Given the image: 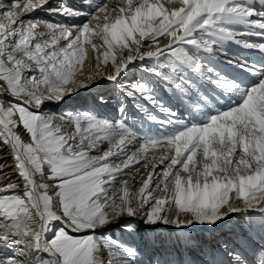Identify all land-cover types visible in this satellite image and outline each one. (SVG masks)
<instances>
[{
	"label": "snow or ice",
	"instance_id": "obj_1",
	"mask_svg": "<svg viewBox=\"0 0 264 264\" xmlns=\"http://www.w3.org/2000/svg\"><path fill=\"white\" fill-rule=\"evenodd\" d=\"M37 10L66 19L41 21ZM89 51L107 81L141 73L126 94L163 114L147 115L160 129L128 124L123 103L120 119L46 110L93 81L77 80ZM5 157L20 183L0 184V264H141L137 248L104 230L132 233L139 221L212 231L251 211L259 223L249 218L250 232L210 249L228 259L206 264H264V0H0Z\"/></svg>",
	"mask_w": 264,
	"mask_h": 264
},
{
	"label": "bare ground",
	"instance_id": "obj_2",
	"mask_svg": "<svg viewBox=\"0 0 264 264\" xmlns=\"http://www.w3.org/2000/svg\"><path fill=\"white\" fill-rule=\"evenodd\" d=\"M56 3L58 0H54ZM74 1L78 0H60V3L66 4V5H78V3H74ZM51 3H53V0H51ZM80 7H84L83 5H79ZM38 11V12H37ZM32 15L41 21H51V22H59L63 19V17L56 16L51 17L48 16V12L37 10ZM53 15V14H52ZM80 20H83L85 18L81 17ZM252 39H259V38H252ZM99 43V41H97ZM235 47V46H233ZM91 52L89 51V59H86L83 67H82V73L78 74L77 80H82L84 77L88 75H92L94 77L93 81L89 84L87 88L81 89L79 92H77L75 95L68 97L69 99L76 97L79 95L80 97L85 94V91H87V95L97 93L98 90H102L103 92L99 94V96L103 95L110 104H99L97 103V100L99 96L96 95L95 101L91 104H87L86 108L94 107V111L98 114L105 116L110 119H120V113L117 111V107L119 103H123L125 106V113L124 117L126 118V122L130 125H134L137 128L143 127L145 130H148L151 128L152 131H156L157 129H160L159 123H154L152 121H149L147 119V115L149 113L154 114L160 118H163V114L153 105H151L147 100H143L139 98L137 95L136 97L128 96L126 94L127 88L134 83V80L136 78H131L129 80V76L132 73H138L141 75L139 71H137L135 68H133L127 75L124 76V78L119 82V84H116L115 82L107 81L102 78L105 70L103 67L100 69V75H96V73L93 71V61L91 60ZM257 55L259 54H252L249 56V59L253 56L257 58ZM259 59V58H258ZM228 71H233L232 69H228ZM241 70L237 69L235 72H240ZM123 75V74H122ZM243 78V77H241ZM114 84V86L118 87L119 89L116 91L120 92V96H117L114 98L111 102V93H116L114 91V88L110 87ZM96 86H100L98 90H96ZM123 86V91H122ZM113 87V86H112ZM113 91V92H112ZM118 92V93H119ZM156 95L162 99L166 105L171 104L173 107H175L176 102L175 100H170L169 94L161 88H157ZM115 96V95H114ZM67 99V98H66ZM70 101V100H69ZM75 101V100H74ZM68 103V102H67ZM64 103H61L60 105H47L46 110H50L52 112L57 113H63L66 112L63 111ZM115 106V107H114ZM92 107V108H93ZM142 108H147V112L143 111ZM91 109V108H90ZM177 111H183V109L177 108ZM5 160L7 161L6 166L3 168V172L7 173L6 176H0V184H3L8 181V178H11V182L13 183H20L19 178L16 176L15 172L12 168V160L10 157H5L4 159L0 160V163H4ZM135 167H139L136 165ZM128 171V170H125ZM138 178V177H137ZM134 187H138V185H134ZM249 218H251L252 221L255 223H259L260 221V215L259 213L255 211L247 212L245 214H233L229 218H227L225 221L219 222V227L215 228L212 231H209L207 229H200L199 227L193 228L191 230H178L172 227H165L160 226L159 228H156L155 230H146L145 226L141 224L139 221H132L134 228L136 229L132 233H128L124 231V234L131 235L133 237H138V240L133 241V247L137 248V250L140 253L145 254V256L148 258V261L150 264H156L157 261L164 262V261H172L176 262V264H182L184 261H191L192 264H206V261L210 260L215 255L216 259H225L227 260V257H221L219 252L212 253L210 249H213L216 247L218 242H223L224 239L227 238H235L236 236L245 234L250 232L249 228ZM117 227L116 225L111 226L109 229L104 230V233L107 232V237H111L113 239H118L117 235L114 234L111 230ZM252 235L255 236L256 233L252 232ZM185 237H191L194 241L197 242L198 246H194L190 251L186 250L185 247L180 246V242ZM132 238V237H131ZM134 239V238H133ZM200 247L204 248V252L202 253L200 251ZM207 253V254H205ZM248 259H252V253H248Z\"/></svg>",
	"mask_w": 264,
	"mask_h": 264
},
{
	"label": "rangeland",
	"instance_id": "obj_3",
	"mask_svg": "<svg viewBox=\"0 0 264 264\" xmlns=\"http://www.w3.org/2000/svg\"><path fill=\"white\" fill-rule=\"evenodd\" d=\"M60 2V0H58V2L56 3V1H54L53 0V3H55V5H57L58 3ZM74 3H78V1H74ZM84 6V5H83ZM45 7H47V6H45ZM84 7H87V6H84ZM38 12V11H37ZM49 14V13H48ZM48 16H51V17H55V15H52V14H49ZM57 16V15H56ZM47 21H49V20H47ZM87 47V46H86ZM140 74H138V73H132L130 76H129V80H131V78H136V80H138L139 78H140ZM136 80H134V82L136 81ZM131 81H133V80H131ZM113 86V87H112ZM112 86L110 87V89L111 88H114V91H116V90H118L119 88L118 87H116V86H114V84H112ZM100 88V86H96V90H98V89ZM88 91V90H87ZM87 91H85V94L84 95H82L81 97L79 96V95H77L76 97H74V98H71V99H69V98H67L66 99V102H64V105L63 106H61V107H64V110L63 111H67V110H76V109H85L86 107H87V105H86V103L87 104H91L92 103V101L94 102L95 101V97H96V95L97 96H99V94H101L103 91L102 90H98L97 91V93H94V95L93 94H89V95H87ZM113 92V91H112ZM119 91H116V93L114 92V93H111V97H113L112 99H111V102L112 101H114L113 99L114 98H116L117 96H120V92L118 93ZM115 95V96H114ZM101 96H103V95H101ZM101 96H99V97H101ZM70 100V101H69ZM75 100V101H74ZM68 102V103H67ZM111 105H112V103H110ZM110 104H107V106L108 105H110ZM110 105V106H111ZM93 107V106H92ZM92 107H89V109L91 108V109H93L94 110V107L92 108ZM115 107V106H114ZM114 234H116L117 235V238H118V240H120L121 242H123V243H125L127 246H133V241L134 240H138V237H133V236H131V235H125L124 234V229L123 228H121V227H119V226H117V227H115L114 229H112L111 230ZM104 235L106 236L107 235V232H105L104 233ZM132 237V238H131ZM134 238V239H133ZM139 252V251H138ZM137 260L138 261H140L141 262V264H150L149 263V261H148V258L145 256V254H143V253H140L139 252V255H138V257H137Z\"/></svg>",
	"mask_w": 264,
	"mask_h": 264
}]
</instances>
